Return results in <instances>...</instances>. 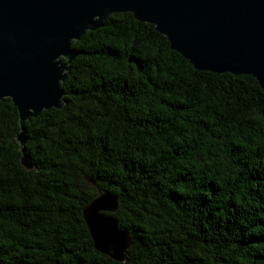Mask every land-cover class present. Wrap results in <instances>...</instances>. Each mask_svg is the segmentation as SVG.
Instances as JSON below:
<instances>
[{
	"label": "trees",
	"instance_id": "obj_1",
	"mask_svg": "<svg viewBox=\"0 0 264 264\" xmlns=\"http://www.w3.org/2000/svg\"><path fill=\"white\" fill-rule=\"evenodd\" d=\"M61 110L0 101V264H264V89L198 71L154 25L110 16L75 42ZM118 199L123 261L85 210Z\"/></svg>",
	"mask_w": 264,
	"mask_h": 264
},
{
	"label": "water",
	"instance_id": "obj_2",
	"mask_svg": "<svg viewBox=\"0 0 264 264\" xmlns=\"http://www.w3.org/2000/svg\"><path fill=\"white\" fill-rule=\"evenodd\" d=\"M123 13L154 25L198 71L250 75L264 89V0H0V101L18 110L26 170L35 166L24 126L64 108L60 85L80 55L73 44ZM118 206L117 197L99 195L85 220L96 249L121 262L131 241L113 216Z\"/></svg>",
	"mask_w": 264,
	"mask_h": 264
}]
</instances>
